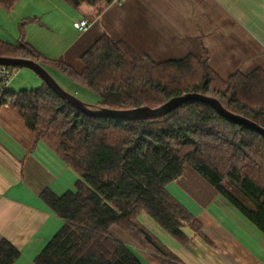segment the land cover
<instances>
[{"label": "trees", "instance_id": "16d2710c", "mask_svg": "<svg viewBox=\"0 0 264 264\" xmlns=\"http://www.w3.org/2000/svg\"><path fill=\"white\" fill-rule=\"evenodd\" d=\"M21 0H0L10 10ZM74 9L113 0H62ZM25 26L36 19H25ZM0 57L27 58L53 68L93 92V108H158L189 93L222 106L264 128V70L227 79L209 66L210 55H189L156 63L127 43L103 35L81 57L78 72L51 60L26 41H0ZM13 71L20 68L11 67ZM29 129L79 176L62 196L46 190L43 202L63 224L35 264H144L115 228L157 264H182L140 221L147 215L181 244L190 224H201L168 190L187 168L193 170L264 235V136L221 116L213 106L189 102L155 119L91 118L59 98L45 83L33 90L7 91L0 107ZM20 252L0 242V264H14Z\"/></svg>", "mask_w": 264, "mask_h": 264}, {"label": "crops", "instance_id": "0c3cea01", "mask_svg": "<svg viewBox=\"0 0 264 264\" xmlns=\"http://www.w3.org/2000/svg\"><path fill=\"white\" fill-rule=\"evenodd\" d=\"M34 1L51 2L61 15L58 22L51 18V23L43 13L36 16L38 35L34 40L27 37V42L47 58L78 72L84 68L81 57L103 35L127 43L138 55L156 63L189 55L201 58L207 52L209 66L222 79L237 72L247 75L264 70V0H113L71 13L62 0ZM83 19L92 27L79 32L74 24ZM34 25L28 26V31ZM61 34L71 35V39L65 37L61 42L57 37ZM16 77L23 82L19 86L18 81L12 82L10 90L15 92L33 90L27 89L26 83L37 86L35 89L44 83L30 72L21 71ZM187 170L177 183L185 179ZM78 180L75 171L45 143H36L35 135L8 105L0 107V242L6 240L20 252L14 264H35L63 224L43 202L42 193L50 190L62 196L74 191ZM198 180L209 185L201 177ZM198 180L191 183H201ZM202 187L209 197L204 200L192 192L195 209L179 200L202 225V234L183 228L189 239L186 246L171 239L147 215L140 221L153 223L150 228L142 222L183 264H264V235L237 210L229 212L234 219L226 216L214 205H227L223 197L208 186ZM118 236L127 243L125 236Z\"/></svg>", "mask_w": 264, "mask_h": 264}, {"label": "rangeland", "instance_id": "374dc122", "mask_svg": "<svg viewBox=\"0 0 264 264\" xmlns=\"http://www.w3.org/2000/svg\"><path fill=\"white\" fill-rule=\"evenodd\" d=\"M84 6H91V5H83L81 7H84ZM66 8H64V9L70 13L72 11H74V8H72V7L70 8L67 6ZM42 13H43V17L45 19H47L50 23H51V18H53V21L58 22L60 15H61V13L59 12L58 9H54L51 6V2H48V3L38 2L37 3L34 0H21L15 6H13V8H11L10 10H4V9L0 8V39L4 40L6 42L8 41V42L17 43L18 39H20V37H21V32L23 31L26 34V41H27V37L29 40H32V39L34 40V38L37 37L38 30H39L38 26L34 25L37 22H31V23L26 24L25 26H21V24L25 23V21H24L25 19H30L29 17H31V19H35L36 16L40 17V15ZM31 25H34V27H33V29L28 31L27 27L28 26L30 27ZM71 26H72V23H71ZM77 36H78V34L75 32V37H77ZM57 37L59 38V40L61 42L65 40V37H66L67 41H69L71 39V35H69V36L65 35L64 36L61 34ZM46 70L53 76V78L56 80V82L65 91L74 95L75 97H77L79 100H81L82 102H84L85 104H87L90 107H93L96 105V103L98 101V97L93 92H91L90 90H88L85 87H81L79 85L72 83L67 77H65L63 74L59 73L57 70H55L53 68H47ZM21 71L30 72V74L35 76L34 78H38L31 70L22 68V69H19L18 71H15V76L13 78V81L14 80L18 81L16 83L17 85L21 84L23 82V79L16 77L17 73L19 74ZM38 80H40V79H38ZM24 83H26V82H24ZM12 84L13 83H11V87L13 86ZM25 85L27 86V89H29V88L35 89L37 87V86H31V84H27V83ZM187 169L188 170L186 171V174L184 175L185 179H183V181H180L178 183H177V181L173 182L172 184H170L168 186V190L178 200H180L183 204L190 207L191 209H195V204H194L195 200H194V198H192V197H194L193 193L196 192V194H199V196L202 199L206 200L209 197V193L204 194L206 192L203 190L202 186H208L211 189H213V188L210 187L209 185H207L206 183H204L203 181L198 180L199 176L193 170H191L190 168H187ZM192 180H198L201 183L194 182V184H192L191 183ZM222 200L225 201L227 205H225V206L222 205V207L218 206L217 204H214V205H216L218 208L220 207L219 210H221L222 212L225 213L226 216H229L231 218L232 216H230V215H232V214L229 212H231V211L237 212V211H236V209H234V207L230 203H228L227 200H224L223 198H222ZM211 207H214V206L211 205ZM232 218L234 219V217H232ZM142 222L150 228H152L154 226L153 223H150V222L148 223L147 221H145L143 219H142ZM184 227H186V228L190 227L191 229H193V227L190 224H185ZM201 229H202V227H201ZM112 235L119 240H120V238H119L120 236H118V235L124 236L122 233H120V231H118L115 228L112 230ZM170 238L173 239L172 237H170ZM126 240H127V244L131 246L132 251H134V253L139 257V259L144 264H157L149 254L140 250V248L137 245H135V243L131 242L127 238H126ZM174 241H176V240H174ZM177 243L180 244L181 246L187 245V244H185V245L181 244L179 242H177ZM166 249L169 252L173 253L172 248L171 249L166 248Z\"/></svg>", "mask_w": 264, "mask_h": 264}, {"label": "water", "instance_id": "95a60500", "mask_svg": "<svg viewBox=\"0 0 264 264\" xmlns=\"http://www.w3.org/2000/svg\"><path fill=\"white\" fill-rule=\"evenodd\" d=\"M0 66L16 67L29 69L35 73L59 98L64 100L69 105L76 108L85 116L91 118L113 119V120H140V119H155L165 116L177 109L181 105L189 102H200L214 107V109L224 118H227L235 123L249 127L257 133L264 136V128L244 117L231 113L225 109L222 104L215 98L208 97L203 94L189 93L179 97H175L158 108L140 107L130 110H110L102 108H93L79 100L74 95L65 91L56 82L53 76L38 62L27 58H12L0 57Z\"/></svg>", "mask_w": 264, "mask_h": 264}, {"label": "built area", "instance_id": "2783aa9c", "mask_svg": "<svg viewBox=\"0 0 264 264\" xmlns=\"http://www.w3.org/2000/svg\"><path fill=\"white\" fill-rule=\"evenodd\" d=\"M124 0H116V2H123ZM75 28L79 32H86L92 26V23L83 19L74 24ZM15 76V71L11 69V67L0 66V95L2 96L7 91L10 90L11 83L13 82V78Z\"/></svg>", "mask_w": 264, "mask_h": 264}]
</instances>
